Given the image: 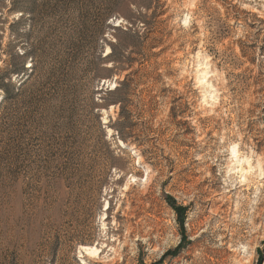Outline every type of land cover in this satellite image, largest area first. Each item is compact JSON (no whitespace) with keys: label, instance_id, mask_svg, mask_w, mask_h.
<instances>
[{"label":"rangeland","instance_id":"obj_1","mask_svg":"<svg viewBox=\"0 0 264 264\" xmlns=\"http://www.w3.org/2000/svg\"><path fill=\"white\" fill-rule=\"evenodd\" d=\"M118 3L132 22L112 17L109 26L129 27L138 18L147 23L141 33L149 42L160 41L147 51L160 65L156 84L138 87L131 108L142 144L117 138L107 126L116 117L112 108L98 112L109 148L86 134L68 171L49 166L59 151L52 123L25 135L20 148L33 152L36 164L23 163L21 180L31 181L26 197L34 194L37 208L19 263L264 264V0ZM10 5L0 0L1 69L13 60L10 47L35 46L42 40L37 31L49 23L42 6L31 17L9 13ZM56 20L71 24L67 16ZM29 25L36 29L31 39L22 33ZM113 33L107 28L104 55ZM125 74L88 88L99 96ZM148 96L155 98L151 106ZM10 110L0 112L4 159L17 145L5 119Z\"/></svg>","mask_w":264,"mask_h":264},{"label":"trees","instance_id":"obj_2","mask_svg":"<svg viewBox=\"0 0 264 264\" xmlns=\"http://www.w3.org/2000/svg\"><path fill=\"white\" fill-rule=\"evenodd\" d=\"M15 1L18 0H11L9 13L29 12L32 17L36 15V8L42 6V12L48 13L49 23L37 31L42 40L35 46L23 52H19L18 47H10L13 60L4 69L0 68V112L6 105L10 107L5 119L10 123L17 144L9 158L0 155V212L4 213L0 215V264H20L18 250L21 243H26L36 214L37 198L34 194L26 197L27 189L33 191L32 183L21 180L23 163L34 159L29 163L36 164L33 152L20 148L24 136L52 123L59 151L49 166H61L68 171L75 164L86 134L98 135L109 148L98 112L112 108L116 117L114 121L108 118L107 126L124 144L134 139L131 143L139 147L142 141L134 137L137 124L131 111L133 98L138 87L156 84L152 75L160 68L152 61L156 56L147 53L158 48L160 41L149 42L147 32L141 33L147 26L145 21L136 18L129 27L109 26L112 17L123 16L117 9L119 0H44L39 5L38 0H32L30 7L20 6ZM64 16L71 24L64 26L56 20ZM123 18L132 22L126 16ZM15 25L17 23L10 28ZM107 28L113 30L115 41L108 43L110 51L104 55ZM35 32L33 25L22 31L29 39ZM118 33L142 41L138 44L122 42ZM130 48L133 49L131 55H125ZM148 65L151 71L146 70ZM123 73H126L124 77L115 81L116 86L101 88L99 96L93 88H88L91 83L97 85L101 80L120 77ZM154 102L155 98L148 96L145 103L151 106ZM171 117L173 121L176 119V115ZM76 149L80 150L76 152ZM170 208L181 216V207L171 204Z\"/></svg>","mask_w":264,"mask_h":264},{"label":"bare ground","instance_id":"obj_3","mask_svg":"<svg viewBox=\"0 0 264 264\" xmlns=\"http://www.w3.org/2000/svg\"><path fill=\"white\" fill-rule=\"evenodd\" d=\"M103 123H105V120H103Z\"/></svg>","mask_w":264,"mask_h":264}]
</instances>
